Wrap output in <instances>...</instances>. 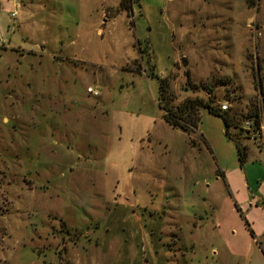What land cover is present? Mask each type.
Here are the masks:
<instances>
[{"label":"rangeland","instance_id":"obj_1","mask_svg":"<svg viewBox=\"0 0 264 264\" xmlns=\"http://www.w3.org/2000/svg\"><path fill=\"white\" fill-rule=\"evenodd\" d=\"M22 2L0 22V264H264L217 177L238 166L221 119L171 127L149 75L238 125L261 106L264 0Z\"/></svg>","mask_w":264,"mask_h":264},{"label":"crops","instance_id":"obj_2","mask_svg":"<svg viewBox=\"0 0 264 264\" xmlns=\"http://www.w3.org/2000/svg\"><path fill=\"white\" fill-rule=\"evenodd\" d=\"M21 2L22 0L19 1L17 18L19 17L21 8L25 6V4ZM14 6L15 4L12 2L0 1V22L6 24V26L12 24V21L9 17V12ZM0 47L4 49L7 48L6 38L3 36V34H0ZM252 148L255 149L257 154L264 155V150L253 145ZM249 158L248 151L247 161L242 166H240L238 163V166L231 171H227L226 169H218L217 177L224 182V185L228 190L229 196L231 197L234 204V209H236V206L240 210L241 214L244 215L243 217L248 223L251 231L253 232V237L250 236L251 242H257L258 239L264 238V168L261 164V161L264 163V156L260 160L256 157L257 161L255 159L249 160ZM254 163H258V166L255 170L253 169ZM256 170H262L261 179L254 174V171ZM235 211L238 213L237 210ZM253 212H258V214H261L263 220V225H261V227L257 228L255 226V218L252 214Z\"/></svg>","mask_w":264,"mask_h":264},{"label":"trees","instance_id":"obj_3","mask_svg":"<svg viewBox=\"0 0 264 264\" xmlns=\"http://www.w3.org/2000/svg\"><path fill=\"white\" fill-rule=\"evenodd\" d=\"M130 0H128V3ZM149 75L155 77L158 80L159 95L161 100V107L164 110L165 114L163 115L164 121L173 128H179L185 131L189 130V127L195 128L196 122L194 114L200 108L206 109L211 115L221 119L224 126V136L227 140L231 141L236 149L237 160L240 166H242L247 161L248 149L247 145L244 143L246 138L237 131V125L232 121V116H229L227 111H221L220 108H213L209 103L211 100L203 101L199 98L187 99L177 108H170L165 101V94L167 93V81L165 78L160 77L155 74L150 68ZM260 95L262 96L261 106L256 108L252 114L256 115L260 111V107L264 110V91L260 87ZM251 114V115H252ZM250 115V116H251ZM235 128V131L231 129ZM236 210L240 215V210L235 206ZM245 226L247 227L249 234L253 237V232L251 231L248 223L245 218L242 217Z\"/></svg>","mask_w":264,"mask_h":264},{"label":"built area","instance_id":"obj_4","mask_svg":"<svg viewBox=\"0 0 264 264\" xmlns=\"http://www.w3.org/2000/svg\"><path fill=\"white\" fill-rule=\"evenodd\" d=\"M0 1H9L15 4L13 9L9 12L10 20L12 24L17 19V13L19 8L20 0H0ZM87 93L96 96L91 88L87 89ZM221 111H227L228 107L226 105H221ZM237 131L241 133L246 138V141L251 143V145L264 150V110L260 107V111L256 115L247 116L244 118L241 123L237 125Z\"/></svg>","mask_w":264,"mask_h":264}]
</instances>
